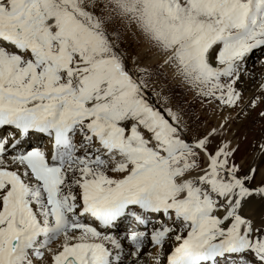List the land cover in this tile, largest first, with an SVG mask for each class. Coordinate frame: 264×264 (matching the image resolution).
<instances>
[{"label": "snow or ice", "instance_id": "snow-or-ice-1", "mask_svg": "<svg viewBox=\"0 0 264 264\" xmlns=\"http://www.w3.org/2000/svg\"><path fill=\"white\" fill-rule=\"evenodd\" d=\"M0 264H264V0H0Z\"/></svg>", "mask_w": 264, "mask_h": 264}, {"label": "rangeland", "instance_id": "rangeland-1", "mask_svg": "<svg viewBox=\"0 0 264 264\" xmlns=\"http://www.w3.org/2000/svg\"><path fill=\"white\" fill-rule=\"evenodd\" d=\"M259 68H257V70H258ZM213 123H215V121H213ZM60 243V241H56V242H54L52 245H51V247H53V248H56L57 247V244H59ZM48 259V256H47V254H46V260Z\"/></svg>", "mask_w": 264, "mask_h": 264}, {"label": "bare ground", "instance_id": "bare-ground-1", "mask_svg": "<svg viewBox=\"0 0 264 264\" xmlns=\"http://www.w3.org/2000/svg\"><path fill=\"white\" fill-rule=\"evenodd\" d=\"M257 72H259V69L257 70ZM215 123H216V121H215Z\"/></svg>", "mask_w": 264, "mask_h": 264}]
</instances>
